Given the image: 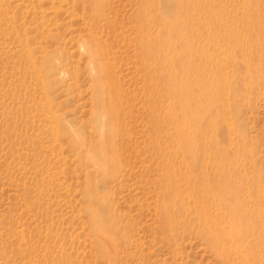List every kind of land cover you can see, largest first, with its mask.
I'll return each instance as SVG.
<instances>
[{
	"label": "rangeland",
	"instance_id": "rangeland-1",
	"mask_svg": "<svg viewBox=\"0 0 264 264\" xmlns=\"http://www.w3.org/2000/svg\"><path fill=\"white\" fill-rule=\"evenodd\" d=\"M247 245L264 264V0H0V264Z\"/></svg>",
	"mask_w": 264,
	"mask_h": 264
},
{
	"label": "bare ground",
	"instance_id": "bare-ground-1",
	"mask_svg": "<svg viewBox=\"0 0 264 264\" xmlns=\"http://www.w3.org/2000/svg\"><path fill=\"white\" fill-rule=\"evenodd\" d=\"M143 9V8H142ZM90 42V41H89ZM91 42H93L95 45V47H97L98 49V53H99V59L101 60L100 65H97V68L99 69V71H104L105 77L107 79V84H108V88H109V94L110 97L111 95L116 94V89L115 86L113 87V84L115 85V82L113 81V73H112V68L111 66L108 64V59L109 58V53L107 52V50L105 49L104 45H103V41H101L100 39L96 42V40H92ZM89 45V44H88ZM89 47V46H88ZM92 49V48H91ZM94 54V51H93ZM96 54V53H95ZM148 57V63H157L159 65H161V61H162V55H161V51L159 52V54L157 55V57H153L151 54H147ZM96 58V56H95ZM98 58V57H97ZM96 58V59H97ZM143 70L147 72V78L150 84V87L148 88L149 92L152 94H154L156 92V88L152 86L153 83V77L155 75H157V72L155 71V73H153V75L148 71V68L146 67V65L143 66ZM117 87V86H116ZM113 97L116 98V96L114 95ZM112 98V97H111ZM114 99V98H112ZM116 101V100H115ZM112 103V101L110 102ZM159 105V104H158ZM112 106V104L110 105ZM111 108V107H110ZM113 109V108H112ZM113 111V110H112ZM115 111V110H114ZM115 117V115L113 116ZM218 239V238H217ZM244 239V238H243ZM246 241V240H245ZM248 242V241H247ZM247 244V243H246ZM254 246V244H253ZM241 247V246H240ZM221 250H219V254L221 255V259L225 262L228 263L232 257V254L234 252V250H232L230 247H226V244H224L223 242H221V246H220ZM236 252V251H235ZM243 252L246 256L244 263L243 264H248L249 260H250V249H249V245L245 246L243 249ZM217 253V252H216ZM228 253V254H227ZM239 254V253H237Z\"/></svg>",
	"mask_w": 264,
	"mask_h": 264
}]
</instances>
